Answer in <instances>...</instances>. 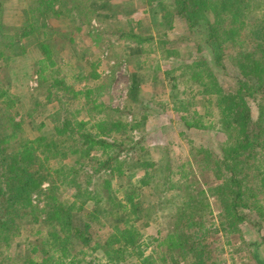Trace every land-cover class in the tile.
I'll return each mask as SVG.
<instances>
[{
    "label": "trees",
    "instance_id": "1",
    "mask_svg": "<svg viewBox=\"0 0 264 264\" xmlns=\"http://www.w3.org/2000/svg\"><path fill=\"white\" fill-rule=\"evenodd\" d=\"M51 1L36 0V4L38 9L50 13L54 12ZM53 1L59 7L55 10L56 15L64 16V20L82 19V22H89L97 9H109V4L89 6V0ZM154 14L157 20L155 27H162L165 22L171 30L183 27L195 37L196 41L193 42L197 44V50L205 49V53L187 62L177 59L180 57L178 50L169 49L167 45L171 44L170 39L165 36L160 38L164 43L162 51L165 50L166 57L173 63L167 71L171 74V85L177 84L178 77L175 74L176 69H180L182 83L191 81L198 86L195 92L193 88L188 91L186 88L172 87L171 96L177 102L175 110L185 112L181 116L184 123L192 120L190 124L204 127L200 121L208 117L205 125L219 124L223 136L220 153L208 149L209 153L205 156L196 157L198 149L192 147L193 161H186L187 167L186 164H180L182 183L176 187L177 193L166 195L170 183V162L157 166V179H153L155 174L149 173L138 185H132L130 172L126 173L124 166L132 168L139 160L142 168H151L150 161L138 153L143 149L144 136L134 139L128 133L138 125L135 123L139 119L142 121L146 118L145 115L128 124L119 118L111 119L112 110H109L108 117L99 124L106 135L110 136L112 131L118 135L119 139L110 141L89 129L79 128L83 123L73 109L66 110L63 116L59 111H52L48 119L36 120L33 117L36 110L30 106L27 115L33 125V137L29 139L24 135V130H20L21 122L15 120L11 111L14 100L15 106L19 102L29 104V101L26 96L16 95L17 91L13 88H20L19 81L14 83L8 77L10 66L7 63L1 65L0 77L5 78V93L8 96L0 93V103L6 104L0 106V264L13 263L5 251L19 233L21 221L25 218L26 223H32L26 229L25 259L32 261L35 253L44 248L47 254L45 264H118L129 258L135 259L130 264H225V259L216 257L219 245L215 247V244L219 240L214 242L210 235L221 230L227 239L228 235L241 234V227L245 225L262 230L264 0H172L170 3L158 2ZM33 17H29L31 23ZM125 22H113L110 29L115 28L120 38L132 42L135 52L139 53L144 41H150V37L142 35L141 20L128 17ZM199 25L204 27L203 30H196ZM110 29L105 27L103 33ZM28 31L36 32L37 40L40 35V44L49 47V51L41 52L33 62L38 75L37 89L45 91L49 87L53 88L54 83L50 81L61 68L56 61V51L50 50L65 40L62 34L57 36L52 29V32H48L43 25L28 27ZM100 33L102 31L96 34ZM13 48L18 49L16 53L23 49L21 45ZM6 57L10 58L8 55ZM27 75L26 71L25 79ZM220 75L232 81L231 89H226L219 81ZM98 89L99 86L95 85V90ZM197 94L201 96L197 98ZM29 97L32 104L34 99L37 106H44L39 96L33 97L31 93ZM252 100L257 104L255 118L249 105ZM194 104L200 105L202 109H193ZM96 146L103 149H97L101 150V156L90 154ZM198 176L214 178L216 183L209 189H199L194 193L193 188H198L195 185ZM116 177H124V184L118 183L117 191L110 185ZM93 178L96 182L91 184V188L82 185L83 180L89 183ZM45 181L48 185L44 188L42 185ZM66 185L74 187V201L61 196L60 188ZM160 187H163L162 198L157 199V202L174 206L175 221L168 233L159 235L157 232L154 236L146 234L147 229H138L131 216L138 218L144 211V192L152 188L156 192ZM207 191L214 196L219 208L217 225L206 218V215H211ZM114 192L121 197L116 199L117 194L114 196ZM39 194L44 195L43 209H37L32 204V196ZM79 200L84 205L93 203L94 207L86 211L87 216L76 229L72 212ZM37 211L43 213L41 221L36 217ZM95 212L98 216L92 223L89 217ZM95 224L101 227L92 229ZM139 239L142 241L139 242ZM161 241L167 242L161 248L162 256L159 255V247L152 255L138 250L143 243L149 246ZM96 251H100L102 256L95 257ZM31 264L38 263L32 261Z\"/></svg>",
    "mask_w": 264,
    "mask_h": 264
},
{
    "label": "rangeland",
    "instance_id": "2",
    "mask_svg": "<svg viewBox=\"0 0 264 264\" xmlns=\"http://www.w3.org/2000/svg\"><path fill=\"white\" fill-rule=\"evenodd\" d=\"M171 1L89 0V6L96 3L100 5L109 4V9L99 8L94 12V16L89 22H82V19L73 21L72 19L64 20V16L58 17L55 10L59 7L53 0L50 4L53 2L54 12L50 13H46L42 8L38 9L36 0H0V66H5L6 63L10 66L7 75L14 83L19 81L18 87H20L19 89L13 88V90L17 91L16 95L26 96L29 101V104L26 102L25 105L19 102L15 106L16 100H14L11 107L15 120L21 122L20 130H24V135L29 139L33 137V125L29 122L31 118L27 115L30 106H34L33 108L36 110L33 115L36 120L48 119L47 116L52 111H59L63 116L66 110L73 109L77 111V117L83 123L79 128L89 129L92 133L99 134V137H106L110 141L119 139L118 135H115L112 131V134L108 136L103 133L100 126L102 121L108 117L109 110L113 111L110 112L111 119L119 118L122 122L128 124L138 121L139 117L145 115V119L142 121L139 119V123H135L138 124L137 128L135 127L132 132L128 131V133L134 139L144 136L143 149L138 153L143 159L150 161L151 168L148 170L142 168L141 162L138 160L132 168L124 166V169L126 173L130 172L132 185H138L149 173L155 174L153 179H157V166L170 162V170L168 171L170 183H168L169 188L166 189L167 193L166 191L165 193L166 195L173 192L177 193L176 187L182 183L180 168L186 164V161H193L194 159L192 157L194 152L192 147L195 150L198 149L196 157L205 156L210 149L215 153H220L223 146V136L219 124L205 125L209 119L208 117L200 121L204 127L196 126L190 124L192 120L184 123L181 116H184L185 112L175 110L177 102L171 96L172 87L186 88L188 91L193 88L195 92L198 86L191 81L182 83L183 76L180 69H176L177 84L171 85V74L169 75L167 71L173 63L171 59L166 57L165 50L162 51V44L164 43L160 38L165 36L170 39L171 44L167 45L170 48L167 47V49L174 48L178 50L180 57H177V59H183L187 62L192 58L195 59L201 53H205V49L203 47L202 51L197 50V44L193 42L196 41L195 37L183 27H175L171 30L168 29L169 24L166 22L163 24L164 26L161 25L162 27L157 28L154 26L157 23L154 14L157 3H170ZM32 15L34 17L31 23L29 17ZM39 16L41 17L38 21L34 22ZM128 17L141 20L143 22L142 35L150 37V41H144L143 49L139 53L135 52L132 42L120 38L115 28L110 29L113 22L125 24ZM37 24L43 25L48 32H52L51 29L54 30L57 36L62 34L65 40L61 44H56L50 50L51 52L56 51V61L58 67L61 68L58 71V77L56 76L50 81V83H54L53 88L49 87L45 91L44 89H37L38 75L34 70L33 62L41 52L49 51V47L40 44V35L39 40H37V33L28 31V27L35 28ZM126 25L129 27L128 24ZM107 26L110 30L103 33ZM22 28L23 31H21ZM200 28L203 30L204 27L199 25L196 30ZM98 31H102V33L96 34ZM173 40L175 41L172 42ZM17 45L23 47L18 53H16L18 49L13 48ZM9 48L13 49L10 50ZM6 55L10 58L8 59ZM26 71L28 75L25 79L24 74ZM219 79L226 89H231V86H233L232 81L227 76L220 75ZM4 80V77H0V84L3 86L0 88V93L3 94L7 88ZM95 85L99 86L98 90H95ZM31 93H33V97H40L39 99L44 103V106H37L34 99H32V104L29 97ZM45 93H49V95L47 96ZM200 96L201 94H197V98ZM4 105L6 106L5 103H0V106ZM249 105L255 118L257 115L256 101H250ZM192 108L202 109L198 104H194ZM97 149L103 150L100 146H96L90 151V154L101 156V150ZM143 159L141 158V160ZM86 170L90 169L87 168ZM211 177H213V174ZM211 177L198 176L195 182L198 188H193L194 193L199 189H209L212 184L214 185L216 180ZM94 182H96L94 178L93 180L90 179L89 183L83 180L82 185L84 187L89 185V188H91V184ZM118 183L124 184V177L114 178L110 184L113 190H118ZM47 185L48 183L45 181L42 186L45 188ZM162 189L163 187H160L156 192L153 191V188L145 191L143 196L144 211L138 218L131 216L133 224L137 225L138 229L144 228V231L147 229L146 234L149 235L153 234L155 236L157 232H159V235H164L174 226V206L170 203L162 205L157 202V199L162 198ZM74 191V187L70 185L61 186L60 188L61 196L69 201H74V197H72ZM114 196L116 199L121 197L117 192H114ZM207 199L211 215H206V218L217 225L219 208H217L214 196L209 191H207ZM32 200V204L36 205L37 209H43L44 195H33ZM93 205V203L84 205L81 200L74 204L72 222L76 229L79 228L83 218L87 216L86 211L92 209ZM35 213L36 217H39L38 221H41L43 213L40 214L38 211ZM97 216L95 212L93 216L89 217V220L95 223L93 220ZM154 219H156L157 224ZM25 221L26 218L21 221L20 231L12 240L10 247H7L5 254H8L9 258L12 259V264H31L32 261L45 264L47 254L44 248L35 253L32 261H26L25 259L27 251L25 244L26 229L32 224ZM99 227L101 225L95 224L91 228ZM262 227V230L258 231L249 225H245L241 227V234L227 236L228 243L221 230H217L216 233L210 235L214 242L220 241L215 244V247L219 245L216 257L225 259V264H264V220ZM139 233H142L141 230H139ZM141 241L142 239H139V242ZM166 245L167 242L164 241L149 246L143 243L138 250L144 252V254L152 255L153 252H157L155 249L159 247V255L162 256L161 248ZM101 254L100 251L94 252L95 257H100ZM258 257L261 258L258 259L259 262ZM134 260V258H129L118 264H130Z\"/></svg>",
    "mask_w": 264,
    "mask_h": 264
}]
</instances>
